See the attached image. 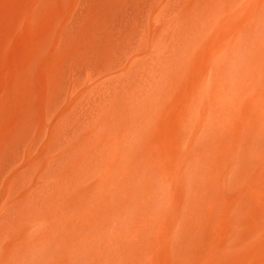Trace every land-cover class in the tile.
Returning a JSON list of instances; mask_svg holds the SVG:
<instances>
[{
  "label": "bare ground",
  "instance_id": "obj_1",
  "mask_svg": "<svg viewBox=\"0 0 264 264\" xmlns=\"http://www.w3.org/2000/svg\"><path fill=\"white\" fill-rule=\"evenodd\" d=\"M0 264H264V0H0Z\"/></svg>",
  "mask_w": 264,
  "mask_h": 264
}]
</instances>
